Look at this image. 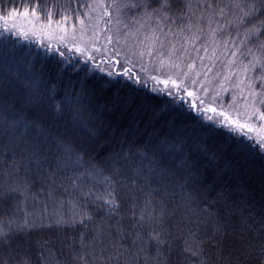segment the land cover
I'll use <instances>...</instances> for the list:
<instances>
[{
  "label": "snow or ice",
  "instance_id": "6c2138e0",
  "mask_svg": "<svg viewBox=\"0 0 264 264\" xmlns=\"http://www.w3.org/2000/svg\"><path fill=\"white\" fill-rule=\"evenodd\" d=\"M22 7H0L4 32L29 16ZM79 7L78 28L63 15L47 33L57 45L49 51L66 60L67 48L90 65L79 91L0 64V264H264V170L259 199L237 202L231 166L204 144L177 132L115 148L101 143L84 105L88 76L141 84L126 65L135 58L143 70L147 56L158 73L153 94L264 156V0ZM45 19L51 27V11ZM45 232L58 235L38 238Z\"/></svg>",
  "mask_w": 264,
  "mask_h": 264
},
{
  "label": "trees",
  "instance_id": "16d2710c",
  "mask_svg": "<svg viewBox=\"0 0 264 264\" xmlns=\"http://www.w3.org/2000/svg\"><path fill=\"white\" fill-rule=\"evenodd\" d=\"M84 2L91 0H0V7H15L23 13L22 5H27L29 14L33 8L37 9L36 18L39 17L38 20L42 23H46V14L51 11L52 24L63 15H68L72 19L67 24L76 25L78 22L74 15L84 11L79 7ZM3 27L4 25L0 24V64L7 62L18 68L21 73L42 76L50 85L56 83L62 92L79 91L90 65H85L84 60L67 52L65 55L68 59L65 60L57 51H49L42 40L29 39L16 31L4 32ZM52 47L55 49L57 45ZM61 60H64V63H58ZM77 60L79 63H76ZM96 62L99 63L98 60ZM74 63L76 67H72ZM132 72L137 77L136 72ZM96 76L97 79L91 76L86 78L84 105L86 111L95 117L93 124L102 132L104 139L101 143L110 141L115 148H119L121 142H124L125 146L132 142L142 144L152 138L163 139L168 134L174 137L179 132L189 140L204 144L209 149V156L217 153L221 167L225 163L231 166L232 171L225 179L228 180L229 190L237 202L246 195L259 199L258 178L261 179V170H264V156L241 148L242 143L251 144V141L244 137L229 136L225 130L211 125L203 117L168 105L166 98L151 92L150 83H146V86L145 83L134 84L125 77H117L107 83L98 79L99 73H96ZM118 113L122 116L117 123L114 118ZM207 162L205 158L204 163ZM237 172L238 176L230 178ZM230 223L234 224L235 219ZM56 235L58 234L45 232L39 234L38 238Z\"/></svg>",
  "mask_w": 264,
  "mask_h": 264
},
{
  "label": "rangeland",
  "instance_id": "374dc122",
  "mask_svg": "<svg viewBox=\"0 0 264 264\" xmlns=\"http://www.w3.org/2000/svg\"><path fill=\"white\" fill-rule=\"evenodd\" d=\"M15 25H16V32L17 33L21 34V30L24 31V35H22V36H26L29 39L42 40V42L45 45H48L49 43H51L52 45H56L55 40H49V37L47 35L48 32H54V30L57 27L56 23H53L51 25V27H48L47 22L42 23L36 17H33L31 14H29V16L27 18H25L22 15L16 17L15 18ZM8 26L12 27L11 23H9ZM73 26L78 28L79 23H77L76 25L66 24V27L68 29H72ZM99 27H100V29H103L105 27L103 21L99 22ZM100 43L101 44L104 43L103 39H101ZM61 50L64 52H67L68 54H70L74 57H77V58L84 60V58L80 57L78 53H75V51L69 53L67 48H62ZM97 60L99 61V57H97ZM142 64H143V70L141 67V62L134 58L133 63L128 64L126 66L130 67L131 69H133L132 71L136 72L137 77L140 78L142 83H145V82L150 83V84H152V87H153L154 81L151 79V77L153 75H158V73L155 72V70H154V68H155V66L153 67L154 63L147 56H145ZM241 103H242V101H241ZM120 113L122 114V112H120ZM120 113H118L119 115L117 114L116 117L114 118L117 123L120 121V117L122 116ZM251 135L254 138L256 137V133H251ZM258 180H260V177L258 178ZM257 186H259V185H257Z\"/></svg>",
  "mask_w": 264,
  "mask_h": 264
}]
</instances>
